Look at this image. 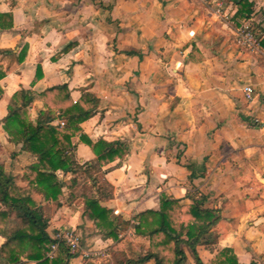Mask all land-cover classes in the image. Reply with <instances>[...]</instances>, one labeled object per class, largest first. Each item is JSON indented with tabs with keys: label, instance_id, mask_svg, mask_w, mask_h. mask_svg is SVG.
<instances>
[{
	"label": "crops",
	"instance_id": "0c3cea01",
	"mask_svg": "<svg viewBox=\"0 0 264 264\" xmlns=\"http://www.w3.org/2000/svg\"><path fill=\"white\" fill-rule=\"evenodd\" d=\"M249 1V21L264 31V0ZM236 12L225 0H0V14L12 17V28L0 29V167L40 208L50 239L74 229L82 250L103 254L91 261L71 255L68 264H113L116 253L134 259L149 252L134 217L158 211L161 199L179 206L203 199L204 208L219 210L216 242L196 248L203 264L224 249L238 264H264V67L260 55L235 45L243 21ZM59 86L68 101L48 92ZM21 89L33 96L31 122L40 111L57 116L86 95L94 99L68 154L85 169L96 158L81 135L123 143L126 155L99 167L110 196L82 173L55 172L62 185L56 201L29 184L36 159L2 129L9 99ZM89 199L118 222L116 240L89 217ZM185 254L183 264H194Z\"/></svg>",
	"mask_w": 264,
	"mask_h": 264
},
{
	"label": "trees",
	"instance_id": "16d2710c",
	"mask_svg": "<svg viewBox=\"0 0 264 264\" xmlns=\"http://www.w3.org/2000/svg\"><path fill=\"white\" fill-rule=\"evenodd\" d=\"M237 9L236 16L249 21L253 13V3L249 0H225ZM12 28V17L0 14V29ZM256 35L260 47L264 49V31L256 26ZM48 92H57L61 101H68L66 86L54 87ZM56 96V98H57ZM84 102L69 104L59 108L55 116L48 111H40L34 122L27 116V108L33 101L30 91L19 90L9 99L7 115L3 119L2 129L9 142L20 145L22 151L36 159L29 167L27 178L45 200L56 201L61 194V183L55 176L56 171L88 175L97 191L110 196L111 189L102 180L99 167L123 158L127 149L120 141L95 143L83 135L80 139L86 143L95 155V165L82 169L68 154L71 138L80 133V124L94 114L95 101L90 95ZM55 119L64 122V127L52 126ZM189 170V167H188ZM193 174H190V178ZM71 185L76 184L73 179ZM99 198V197H98ZM101 199V197L99 198ZM99 199L86 201L89 217L93 219L104 235L117 239L118 222L109 221L110 211L99 206ZM0 236L4 242L0 246V264H68L71 255L66 249H60L56 256L46 258L51 239L46 231L47 219L39 207L28 196L21 195L14 187L13 178L0 167ZM220 220L219 210L203 207V199L195 200L190 206H179L173 200L161 199L158 211H145L134 217V231L138 236L150 240V251L137 259H128L119 254L113 255V264L122 258L123 264H183L186 261L185 250L189 252L194 264H203L198 256V246H210L216 242L214 230ZM122 264V263H121ZM212 264H238L229 249L219 252Z\"/></svg>",
	"mask_w": 264,
	"mask_h": 264
},
{
	"label": "built area",
	"instance_id": "2783aa9c",
	"mask_svg": "<svg viewBox=\"0 0 264 264\" xmlns=\"http://www.w3.org/2000/svg\"><path fill=\"white\" fill-rule=\"evenodd\" d=\"M235 45L249 54H257L262 57L264 67V52L262 51L256 31L250 21L243 20L234 32ZM246 102L252 101V88L246 86L243 89ZM256 122V120H255ZM64 122H58L59 127H64ZM116 213V212H115ZM66 249L72 256L80 257L83 260H95L103 254L99 251L82 250L80 235L74 229L58 230L52 237L46 252V258L52 260L60 249Z\"/></svg>",
	"mask_w": 264,
	"mask_h": 264
},
{
	"label": "rangeland",
	"instance_id": "374dc122",
	"mask_svg": "<svg viewBox=\"0 0 264 264\" xmlns=\"http://www.w3.org/2000/svg\"><path fill=\"white\" fill-rule=\"evenodd\" d=\"M256 27V26H255ZM257 32V31H256ZM26 161H24V162H22V164L23 163H25ZM22 166V165H21ZM20 169H21V167H20ZM83 182H85V179H81V185H80V189H81V191L84 193V194H86V195H89L90 194V189H89V185L86 183V184H83ZM126 243H128L127 242V240H126ZM133 255V258L135 259H137V257H140L141 255H142V253L141 252H139V251H136L135 253H133L132 254ZM123 264V261H122V258H119L118 260H117V264Z\"/></svg>",
	"mask_w": 264,
	"mask_h": 264
}]
</instances>
